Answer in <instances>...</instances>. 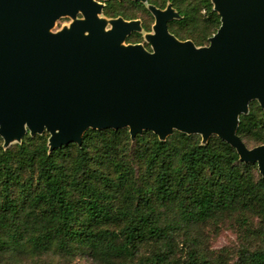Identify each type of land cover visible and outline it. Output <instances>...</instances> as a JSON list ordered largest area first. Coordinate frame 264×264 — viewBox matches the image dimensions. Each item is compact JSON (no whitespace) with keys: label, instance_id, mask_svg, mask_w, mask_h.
Returning a JSON list of instances; mask_svg holds the SVG:
<instances>
[{"label":"trees","instance_id":"1","mask_svg":"<svg viewBox=\"0 0 264 264\" xmlns=\"http://www.w3.org/2000/svg\"><path fill=\"white\" fill-rule=\"evenodd\" d=\"M167 1L180 15L168 30L180 40L203 45L220 25L210 0H147ZM103 12L144 14V30L152 20L133 0H110ZM141 37L132 32L127 41ZM236 134L247 147L264 143L256 101L240 114ZM47 137L26 133L6 149L0 138V264H213L194 250L177 256L176 233L237 211L264 221V179L215 135L201 143L198 134L174 131L161 141L143 130L131 141L127 128H89L79 146L50 152ZM242 262L264 264V248L247 251Z\"/></svg>","mask_w":264,"mask_h":264},{"label":"water","instance_id":"2","mask_svg":"<svg viewBox=\"0 0 264 264\" xmlns=\"http://www.w3.org/2000/svg\"><path fill=\"white\" fill-rule=\"evenodd\" d=\"M133 1L154 17L150 50L124 43L139 19L101 17L98 0H0L3 146L43 131L50 152L89 128L161 141L176 130L219 137L264 179V143L249 148L236 134L250 101L264 112V0H210L220 25L203 46L168 30L180 18L170 2ZM62 16L72 21L51 31Z\"/></svg>","mask_w":264,"mask_h":264},{"label":"rangeland","instance_id":"3","mask_svg":"<svg viewBox=\"0 0 264 264\" xmlns=\"http://www.w3.org/2000/svg\"><path fill=\"white\" fill-rule=\"evenodd\" d=\"M98 1L104 4L103 5V8H104L106 2L110 0H98ZM168 2L169 1H167L166 4ZM125 6L127 7V5ZM164 7H159V8H164ZM145 8L147 9L146 5H145ZM135 15L137 16V18H133V19H139L140 24H141L144 14L136 13ZM100 16L106 19L114 18V17L105 15L103 12V9H102V13L100 14ZM151 16H152L151 22L149 19H146V22L150 24L149 29L144 30L142 28V31L139 32V34H141L142 36L141 40L137 42H133V41L128 42L126 38V40L124 41L125 44L141 43L146 49L150 50V45L146 41L144 36L146 33L152 32V25L154 23V17L152 14ZM77 17H81V15L78 14ZM115 17H118V16H115ZM71 21L72 19L70 17L62 16L55 21L53 27L51 28V31L55 32L57 30H60L64 26H68ZM208 38H207V43L203 45L208 44ZM203 45H197V46H203ZM252 101H256V100H252ZM263 115H264V112H263ZM43 132H46L49 136V133L47 131H43ZM30 136H33V135H30ZM133 139L134 137L133 138L130 137L131 141H133ZM200 141H201V137H200ZM21 142H22V138L20 141H13V142H10L7 146H3V139L1 138V146L3 149L8 148L9 146H14L16 144H21ZM75 144L77 146L80 145L77 143ZM247 145L249 148L256 146L251 141H247ZM133 148L134 146H131V150L129 153H130L131 160L135 161L133 160V157H132ZM250 164L255 165V169H256L255 171L257 172V174L260 175L257 169V164L256 163H250ZM134 166H135L136 174H138L140 169H139L137 162H134ZM260 247L264 248V221L253 211H237L235 213L220 216L216 219H211L203 224H199L191 228L189 231H184V230L178 231L173 241V249L175 253L177 254V256L179 257L186 256L189 252L194 250L200 256L212 261L213 264H243L242 262L243 255L247 251H250L255 248H260ZM77 264H89V263L86 262L84 259H80L77 262Z\"/></svg>","mask_w":264,"mask_h":264}]
</instances>
